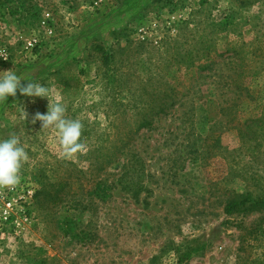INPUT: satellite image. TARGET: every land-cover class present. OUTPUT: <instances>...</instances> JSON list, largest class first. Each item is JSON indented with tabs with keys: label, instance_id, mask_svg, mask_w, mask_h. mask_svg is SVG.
<instances>
[{
	"label": "rangeland",
	"instance_id": "374dc122",
	"mask_svg": "<svg viewBox=\"0 0 264 264\" xmlns=\"http://www.w3.org/2000/svg\"><path fill=\"white\" fill-rule=\"evenodd\" d=\"M8 70L50 88L0 101V138L27 155L18 188L67 184L0 232V264H264V206L224 213L245 192L264 200V0H0ZM172 91L136 133L148 97ZM49 99L81 124L71 158L32 123Z\"/></svg>",
	"mask_w": 264,
	"mask_h": 264
},
{
	"label": "clouds",
	"instance_id": "9594fccd",
	"mask_svg": "<svg viewBox=\"0 0 264 264\" xmlns=\"http://www.w3.org/2000/svg\"><path fill=\"white\" fill-rule=\"evenodd\" d=\"M29 83L22 84V79L15 70L0 72V101H8L9 96H16L17 91L23 96L49 98L50 88L39 83L28 80ZM50 100L46 114L37 112L32 123L40 121L42 130L55 128L59 134L63 154L71 158L79 152L83 145L81 143V124L66 115V107L57 101ZM27 158L24 147L17 135H9L0 138V187L12 188L20 181V169L22 162Z\"/></svg>",
	"mask_w": 264,
	"mask_h": 264
},
{
	"label": "trees",
	"instance_id": "16d2710c",
	"mask_svg": "<svg viewBox=\"0 0 264 264\" xmlns=\"http://www.w3.org/2000/svg\"><path fill=\"white\" fill-rule=\"evenodd\" d=\"M33 16H35V15H33ZM106 57H105V61L107 63L109 56H106ZM193 61H195V59ZM55 73L57 74V72H55ZM149 95H150V93H148V92L145 94V96H149ZM162 98H163V95L153 94V95L148 97V102L145 101V102H147V107H146V110L145 109H143L141 111L139 110L140 114L143 116V119L140 122V124L137 126L136 133H138L139 131H141L143 129H150L152 127V119L151 118L159 117L163 114L165 115V113H167V111L164 108L167 109L170 107L171 108L175 107L176 101H178V102L181 101L179 96H178V93L175 91H172L171 94H168V98L171 100L170 104H167L166 106H162L163 105L162 104ZM144 106H146V105H144ZM129 143H130V141H128V140L120 141V148L119 149L121 150V153H122L123 149H126L128 147ZM102 147H104V146L102 145V146L96 147L95 153L102 154V150H101ZM99 156L100 155L95 156L96 159L99 161L104 160V166L106 165V167L114 164L117 161H120L122 158V157H117L114 154H110V155L105 156L104 157L105 159H101ZM99 167H103V165L97 166V168H99ZM124 176L125 175H123L122 178H120L119 182L121 184H124V185H128L127 183L131 184L132 179H131V181L127 180V178H125V180H124ZM66 184L67 183H65V182H59L56 185H51L50 187H53V188L59 187V189H56L55 191H52V192L47 190L46 187H42L35 194L36 201L40 202V199H46L47 201L54 203V204L60 202L61 198L59 196V193H61L64 190V186ZM259 206H264V200H258L257 202H254L251 194L248 192H245L243 194L236 195L233 198L229 199L224 206V213L227 216H232L235 214H243L246 212H252L256 208H258Z\"/></svg>",
	"mask_w": 264,
	"mask_h": 264
},
{
	"label": "built area",
	"instance_id": "2783aa9c",
	"mask_svg": "<svg viewBox=\"0 0 264 264\" xmlns=\"http://www.w3.org/2000/svg\"><path fill=\"white\" fill-rule=\"evenodd\" d=\"M35 192L29 188L20 190L18 186L0 190V232L11 227L16 233L25 229L31 220L28 207ZM232 264V263H230Z\"/></svg>",
	"mask_w": 264,
	"mask_h": 264
}]
</instances>
